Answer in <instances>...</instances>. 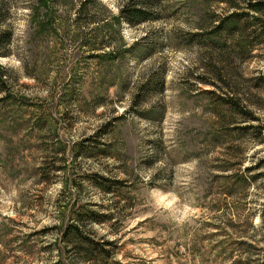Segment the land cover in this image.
<instances>
[{
    "label": "rangeland",
    "instance_id": "1",
    "mask_svg": "<svg viewBox=\"0 0 264 264\" xmlns=\"http://www.w3.org/2000/svg\"><path fill=\"white\" fill-rule=\"evenodd\" d=\"M0 264H264V0H0Z\"/></svg>",
    "mask_w": 264,
    "mask_h": 264
},
{
    "label": "trees",
    "instance_id": "2",
    "mask_svg": "<svg viewBox=\"0 0 264 264\" xmlns=\"http://www.w3.org/2000/svg\"><path fill=\"white\" fill-rule=\"evenodd\" d=\"M127 4L124 6L122 9V13L124 14L125 18H127L129 21L134 18H141L142 21H146L149 19V13L148 10L142 8V7H133V9H129ZM251 7L255 11H260L262 10V6L258 2H253L251 3ZM234 15L228 17L231 18ZM227 18V19H228ZM5 42V41H3ZM99 184L102 186L104 183L99 182ZM66 241L68 242L69 239H76L77 241H80L81 243H86V237L84 236L82 226L81 225H74L73 228H69L66 232ZM69 238V239H68Z\"/></svg>",
    "mask_w": 264,
    "mask_h": 264
}]
</instances>
